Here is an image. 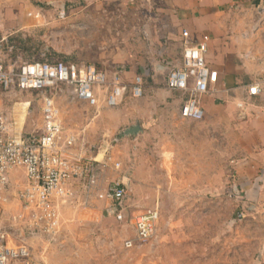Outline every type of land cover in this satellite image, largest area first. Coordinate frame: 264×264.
Returning a JSON list of instances; mask_svg holds the SVG:
<instances>
[{"label":"rangeland","instance_id":"obj_1","mask_svg":"<svg viewBox=\"0 0 264 264\" xmlns=\"http://www.w3.org/2000/svg\"><path fill=\"white\" fill-rule=\"evenodd\" d=\"M157 7L165 8L158 1L144 0H0V57L12 69L65 59L93 65L111 78L117 68L129 75L135 69H150L164 64L142 38L147 25L162 23L165 14ZM247 12L242 10V15ZM261 18L254 14L250 21L261 25ZM245 19L236 20L231 35H240L237 28ZM246 29L241 37L257 34V27ZM168 48L179 52L175 44ZM172 59L170 63L176 64L177 57ZM54 98L63 127L77 137L74 154L96 159L103 171L88 202L83 185L76 184L74 197L58 205L60 229L55 235L18 217L22 212L18 192L25 174L21 169L11 171L9 185L0 191V231L30 249V264H264L256 252L257 233L244 232L256 228L248 222L264 216V211L241 204L240 190L232 192L238 181V156L251 142L246 123L255 117L247 107H258L257 101L252 106L247 102L241 110L235 96L216 100L213 106L220 111L207 112L205 120H228L231 127L219 129L214 155L208 143L215 135L204 126L206 121L177 117L165 127L125 136L128 127L121 126L122 119L131 118L132 111L121 113L104 102L91 107L65 89ZM138 100L141 107L152 103L146 93ZM42 107L38 93L0 96V109L15 121L18 134L42 129ZM136 143L138 152L132 148ZM117 181L126 188L118 203L106 197L108 186ZM153 210L160 216L157 233L138 242L134 221ZM127 240L134 241L130 249L124 245Z\"/></svg>","mask_w":264,"mask_h":264},{"label":"built area","instance_id":"obj_2","mask_svg":"<svg viewBox=\"0 0 264 264\" xmlns=\"http://www.w3.org/2000/svg\"><path fill=\"white\" fill-rule=\"evenodd\" d=\"M209 36L193 45L189 33L183 32V52L179 63H164L171 67L166 89L186 95L180 118L184 121H201L204 118L201 100L216 93L219 76L207 65ZM63 89L74 99L97 107L104 102L107 107H117L128 90L133 98H141L145 83L143 75L136 76L132 84L122 81L119 74L111 78L107 72L84 63L44 61L23 63L16 69L7 68L0 57V96L13 91L42 95V129L37 133L15 132V121L0 109V191L9 185L13 169L25 174V184L19 190L22 205L19 218H26L40 231L48 235L60 229L59 204L65 205L75 195V185L84 187V197L94 196L98 187L102 164L74 154L77 137L66 130L60 120L54 95ZM260 89L253 85L248 95H259ZM239 108L243 103L238 104ZM119 168V165L116 166ZM126 196L123 181L108 186L106 197L116 203ZM118 220L123 219L118 214ZM158 210L138 217L133 224L135 239L147 242L155 237L159 224ZM125 247L134 246L133 240L125 241ZM31 251L27 246L16 245L9 234L0 231V264H30Z\"/></svg>","mask_w":264,"mask_h":264},{"label":"crops","instance_id":"obj_3","mask_svg":"<svg viewBox=\"0 0 264 264\" xmlns=\"http://www.w3.org/2000/svg\"><path fill=\"white\" fill-rule=\"evenodd\" d=\"M144 1L148 3L158 1L165 7L162 9L157 7V10H161L165 14H162V23L153 21V24L146 26L142 34L145 45L153 53L158 54L163 63H170L174 57H177L175 63L181 61L184 31L189 33L190 42L193 45L201 41L204 36L210 38L206 62L211 70L218 73L219 82L216 93L206 95L201 100L204 111L203 120L191 121L196 123L206 121L207 124L204 126L215 135V138L210 137L208 143L210 154L212 152L217 155L219 129L231 127L228 125L230 123L228 120L222 121L217 118L205 120L207 112L214 114L220 111L219 107H214L217 105L216 100H226L235 96L237 97L235 100L239 101L236 102V108H239V103H243V107L239 108L241 110H244L247 102L249 106H252V103L256 101L259 103L258 107H247L249 115L255 117L246 123L249 124L246 128L250 130L251 142L248 149L238 156L239 160L236 163L238 181L232 186L234 189L232 192H235V189L240 190L241 193L239 192L240 196L237 200H240L241 204L252 206L258 211L261 209L264 211V34L261 33V31L264 32V24H255L250 21V16L254 14L260 15L262 17L260 20H263L264 0ZM242 10L248 11V16H243ZM236 11L239 16L234 14ZM240 17L247 18L241 21L239 28H237L240 35H231L230 28L234 27V23L236 20L239 21ZM254 27H257L256 35L248 34L241 37L246 28V31H251ZM172 44H175L176 48L179 49L177 54L168 48ZM115 73L119 74L122 81L127 84H132L136 76L143 75L144 94L151 95L152 101L149 106L141 107L142 102L138 100L140 98L134 99L128 90L117 107L121 113L132 111V114H130L131 118L124 117L122 119L121 126L129 128L130 125H140L143 133L148 129L165 127L166 123L176 121L177 117L181 119L180 110L186 95L168 91L166 78L162 72L150 73L147 68H141L139 72L136 69L132 70L131 73L133 74L129 75L117 68ZM253 85L259 87L260 93L255 97H250L248 88ZM137 103L139 106H136ZM203 139L207 138L203 137ZM138 146L139 143H136L132 148L135 147L136 152H138ZM206 149L207 147H204V150ZM250 223L256 224V228L244 229V232L257 233L255 236L256 252L264 257V216H254L253 220L248 222V224ZM245 240L249 242L250 236Z\"/></svg>","mask_w":264,"mask_h":264},{"label":"water","instance_id":"obj_4","mask_svg":"<svg viewBox=\"0 0 264 264\" xmlns=\"http://www.w3.org/2000/svg\"><path fill=\"white\" fill-rule=\"evenodd\" d=\"M149 72H156V73H163L165 75V78L167 80V76L169 74V72L171 71V67L169 66H166L164 64H162L161 62L160 63H157V65H155L154 67L148 69ZM140 133H142V128L140 125H134L128 129H126L123 134L125 136H137L139 135ZM237 190V189H235Z\"/></svg>","mask_w":264,"mask_h":264},{"label":"trees","instance_id":"obj_5","mask_svg":"<svg viewBox=\"0 0 264 264\" xmlns=\"http://www.w3.org/2000/svg\"><path fill=\"white\" fill-rule=\"evenodd\" d=\"M50 61V60H49ZM59 61H64V62H69V61H67V60H65V59H61V60H59ZM42 62H44V61H42ZM74 63V62H73Z\"/></svg>","mask_w":264,"mask_h":264}]
</instances>
